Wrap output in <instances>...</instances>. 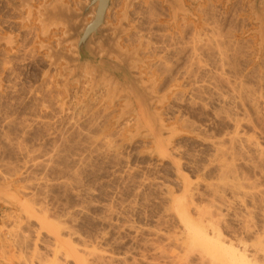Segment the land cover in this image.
Returning a JSON list of instances; mask_svg holds the SVG:
<instances>
[{"label":"rangeland","instance_id":"rangeland-1","mask_svg":"<svg viewBox=\"0 0 264 264\" xmlns=\"http://www.w3.org/2000/svg\"><path fill=\"white\" fill-rule=\"evenodd\" d=\"M39 1L26 19L0 1V264H264V0H113L110 57L143 114L112 78L74 77Z\"/></svg>","mask_w":264,"mask_h":264},{"label":"water","instance_id":"water-1","mask_svg":"<svg viewBox=\"0 0 264 264\" xmlns=\"http://www.w3.org/2000/svg\"><path fill=\"white\" fill-rule=\"evenodd\" d=\"M261 2L255 0L254 8L258 14L262 12ZM111 6V0H87V3L80 4L79 11H75L59 5V0H56L55 20L66 24L68 36L65 41L74 42L75 47L73 56L64 55L73 65L74 77H80L88 69L96 71L98 76L112 78L126 91L134 108L143 114L147 94L131 72L130 59L119 63L110 57L112 44L116 41L108 35L106 12ZM90 15L93 18L87 23L86 19ZM101 49L107 50V53L102 54Z\"/></svg>","mask_w":264,"mask_h":264},{"label":"bare ground","instance_id":"bare-ground-1","mask_svg":"<svg viewBox=\"0 0 264 264\" xmlns=\"http://www.w3.org/2000/svg\"><path fill=\"white\" fill-rule=\"evenodd\" d=\"M0 1H3V0H0ZM5 1V0H4ZM20 1H21V3H20ZM46 1V0H45ZM112 1V3L114 2L113 0H111ZM118 1V0H117ZM167 1H169L170 2V0H167ZM172 1V0H171ZM194 1H200V0H194ZM7 2H9V4L11 5V7H13L16 11H18V12H20L21 14H22V16H23V19L25 18H29L33 13V6H32V0H19V1H17V0H7ZM20 3V4H17V3ZM34 2V1H33ZM44 2V1H43ZM59 2H60V0H59ZM149 2H151V1H149ZM37 3H40V1L39 0H35V5L37 4ZM86 3H87V1H86ZM41 4V3H40ZM47 4V3H46ZM222 4V3H221ZM239 4V3H238ZM34 5V6H35ZM119 5V4H118ZM145 5V4H144ZM42 6V5H41ZM37 7V6H36ZM35 7V8H36ZM44 7V11L41 13V16H42V19H43V21H46L48 24H50V23H56V0L54 1V0H50V2L48 1V4L47 5H45V6H43ZM150 7V6H149ZM26 8H28V15L26 16L25 15V9ZM146 8V7H145ZM155 8V7H154ZM149 9V8H148ZM242 9V8H241ZM158 10V9H157ZM156 10V11H157ZM108 11H109V8H108V10H107V14H108ZM207 11V10H206ZM0 12H2V15H4V19H5V21L4 22H6V23H8V25L11 27V23H10V18L8 19V17H7V15H6V13H5V6H3V7H1L0 8ZM139 13V12H138ZM35 14V13H34ZM106 14V17H107V19H106V21L107 20H109V21H116L117 20V18H118V12L117 13H115L114 15H112V16H110L109 14L107 15ZM150 15V14H149ZM153 15V14H152ZM160 15V14H159ZM20 16V15H19ZM165 16V15H164ZM35 17V16H34ZM158 17V16H157ZM92 18H93V16H88V18L86 19V22L87 23H89L91 20H92ZM42 19H41V21H42ZM213 19V18H212ZM216 19V18H215ZM141 20V19H140ZM185 21V20H184ZM10 23V24H9ZM46 23V24H47ZM219 23V22H218ZM146 24V23H145ZM159 24V23H158ZM9 26H7L8 28H10ZM157 26V25H156ZM166 26V25H165ZM210 26V25H209ZM149 28V27H148ZM186 28V27H185ZM12 29V28H11ZM25 30L27 29V28H24ZM37 30H39V28L37 27L36 28ZM155 29V28H154ZM23 30V29H22ZM27 30H29V28L27 29ZM31 30V29H30ZM29 30V31H30ZM183 30H184V28H183ZM29 31H28V33H29ZM154 31V30H153ZM155 32V31H154ZM20 33V32H19ZM28 33H26L27 35H30V33L28 34ZM162 33V32H161ZM176 33V32H175ZM213 33V32H212ZM223 34V33H222ZM58 36V35H57ZM189 36V35H188ZM192 36V35H191ZM216 36V35H215ZM228 36H229V34H228ZM150 37H151V35H150ZM193 37V36H192ZM195 37V36H194ZM217 37V36H216ZM232 37V36H231ZM255 37V36H254ZM145 38V37H144ZM183 38V37H182ZM10 39H11V37H2V36H0V46L3 44V43H7V44H9L10 43ZM184 39V38H183ZM192 39V38H191ZM25 40V39H24ZM185 40V39H184ZM183 40V41H184ZM188 40H190V39H188ZM194 40V39H193ZM213 40V39H212ZM211 40V41H212ZM52 41V40H51ZM176 41H178V40H176ZM186 41V40H185ZM148 42V41H147ZM151 42V41H150ZM223 42V41H222ZM158 43V42H157ZM195 43V42H194ZM224 43H225V41H224ZM150 44V43H149ZM190 44V43H189ZM200 44H201V42H200ZM222 44V43H221ZM232 44V43H231ZM181 45V44H180ZM185 45H187V44H185ZM196 45V44H195ZM25 46V45H24ZM29 46V45H28ZM173 46V45H172ZM197 46V45H196ZM204 46V45H203ZM209 46V45H208ZM219 46V45H218ZM217 46V47H218ZM213 47V46H212ZM235 47V46H234ZM203 48V47H202ZM216 48V47H215ZM183 49V48H182ZM195 49V48H194ZM201 49V48H200ZM222 49H223V47H222ZM230 49V48H229ZM28 50V49H27ZM180 50V49H179ZM228 50V49H227ZM237 50V49H236ZM197 51V50H196ZM199 51V50H198ZM172 52V51H171ZM234 52V51H233ZM42 53H44V52H42ZM236 53V52H235ZM188 54V53H187ZM215 54V53H214ZM246 54V53H245ZM174 55V54H173ZM177 56V55H176ZM206 56V55H205ZM216 56H218V55H216ZM226 56V55H225ZM27 57V56H26ZM29 57V56H28ZM203 57V56H202ZM20 58V57H19ZM193 58V57H192ZM218 58V57H217ZM196 59V58H195ZM204 59V58H203ZM229 59V58H228ZM13 60V59H12ZM22 60V59H21ZM26 60V59H25ZM180 60V59H179ZM227 60V59H226ZM10 61V60H9ZM175 61V60H174ZM229 61V60H228ZM198 62V61H197ZM201 63V62H200ZM229 63V62H228ZM10 64V63H9ZM164 64V63H163ZM203 64V63H202ZM201 64V65H202ZM225 64V63H224ZM231 64V63H230ZM12 65V64H11ZM10 65V66H11ZM194 65V64H193ZM206 65V64H205ZM228 65V64H227ZM236 65V64H235ZM181 66V65H180ZM14 67V66H13ZM183 67V66H182ZM196 67V66H195ZM153 68V67H152ZM165 68V67H164ZM15 70V69H14ZM158 70V69H157ZM183 70V69H182ZM209 70H210V68H209ZM159 71V70H158ZM215 72V71H214ZM220 72V71H219ZM218 72V73H219ZM186 73V72H185ZM189 73V72H188ZM195 73V72H194ZM227 73V72H226ZM201 74V73H200ZM201 76V75H200ZM222 76H225V75H222ZM51 77V76H50ZM246 77V76H245ZM230 79V78H229ZM235 79V78H234ZM243 79V78H242ZM262 79V78H261ZM50 80V79H49ZM240 81V80H239ZM211 82V81H210ZM233 82V81H232ZM48 83V82H47ZM209 83V82H208ZM225 83V82H224ZM43 84V83H42ZM210 84V83H209ZM220 84V83H219ZM233 84V83H232ZM242 85V84H241ZM223 86V85H222ZM235 86V85H234ZM205 87V86H204ZM51 88V87H50ZM216 88V87H215ZM228 89V88H227ZM240 89V88H239ZM209 90V89H208ZM181 91V90H180ZM195 91V90H194ZM37 92V91H36ZM203 92V91H202ZM213 93V92H212ZM46 94V93H45ZM203 94V93H202ZM180 98V97H179ZM39 101V100H38ZM254 101V100H253ZM40 102V101H39ZM47 102V101H46ZM34 105V104H33ZM40 105V104H39ZM37 107V106H36ZM49 109V108H48ZM1 110V109H0ZM34 110V109H33ZM47 111V110H46ZM48 113V112H47ZM167 115V114H166ZM2 116V115H1ZM35 116V115H34ZM38 116V115H37ZM42 116V115H41ZM45 116V115H44ZM3 117V116H2ZM7 118V117H6ZM41 119H42V117H41ZM40 120V119H39ZM14 123V122H13ZM23 125V124H22ZM241 126V125H240ZM121 130V129H120ZM5 131V130H4ZM9 132V131H8ZM12 133V132H11ZM2 134V133H1ZM4 134V133H3ZM231 134V133H230ZM237 134V133H236ZM236 136V135H235ZM21 138V137H20ZM235 139L234 140H237V138H239V137H234ZM230 140V139H229ZM9 141V140H8ZM21 141V140H20ZM250 142V141H249ZM17 143V142H16ZM51 143V142H50ZM8 144V143H7ZM58 144V143H57ZM56 144V145H57ZM15 145V144H14ZM17 145V144H16ZM46 145V144H45ZM18 146H19V144H18ZM244 146V145H243ZM22 147H24V146H22ZM51 147V146H50ZM245 147V146H244ZM250 147V146H249ZM257 147V146H256ZM5 148H6V145H5ZM43 148V147H42ZM231 148V147H230ZM259 148V147H258ZM257 148V149H258ZM22 149V148H21ZM53 149V148H52ZM7 150V149H6ZM31 150V149H30ZM47 150V149H46ZM58 150V149H57ZM218 150V149H217ZM262 150V149H261ZM42 151V150H41ZM179 151V150H178ZM225 151V150H224ZM230 151V150H229ZM32 152V151H31ZM34 152V151H33ZM37 152V151H36ZM45 152V151H44ZM51 152V151H50ZM174 152H176V151H174ZM221 152V151H220ZM40 153V152H39ZM49 153V152H48ZM241 153V152H240ZM32 154V153H31ZM55 154V153H54ZM249 154V153H248ZM217 155V154H216ZM225 155V154H224ZM229 155V154H228ZM263 155V154H262ZM46 156V155H45ZM6 158H8V157H6ZM33 158V157H32ZM37 158V157H36ZM219 158V157H218ZM42 159V158H41ZM226 159V158H225ZM242 160V159H241ZM37 161V160H36ZM227 161V160H226ZM5 162V161H4ZM21 162V161H20ZM235 162V161H234ZM29 163V162H28ZM31 163V162H30ZM8 164V163H7ZM34 164V163H33ZM39 164V163H38ZM227 165V164H226ZM233 165V164H232ZM235 165V164H234ZM233 165V166H234ZM16 165H14V167H15ZM23 166V165H22ZM35 166V165H34ZM218 166V165H217ZM10 167V166H9ZM38 166H36V168H37ZM229 165H227L226 167H225V165H223V166H220V170L222 171V174L224 175V177L225 176H227V172H228V170H229ZM23 168V167H22ZM35 168V167H34ZM30 169V168H29ZM47 169V168H46ZM194 170V169H193ZM232 170H234L233 168L231 169V170H229V172H233V173H235L234 171H232ZM1 171V170H0ZM25 171V170H24ZM32 171V170H31ZM6 172V171H5ZM228 172V175H230V177H231V174ZM238 172V171H237ZM11 173V172H10ZM221 174V173H220ZM28 175V174H27ZM34 175V174H33ZM217 175V174H216ZM33 177V176H32ZM31 177V178H32ZM41 177V176H40ZM221 177V176H220ZM223 177V178H224ZM230 177H226L227 178V180H229L228 178H230ZM222 178V179H223ZM226 178H224V180H226ZM29 179V178H28ZM219 179H221V178H219ZM234 179V178H233ZM232 179V180H233ZM239 179V178H238ZM242 179V178H241ZM248 179V178H247ZM31 180H33V179H31ZM38 181V180H37ZM42 181V180H41ZM27 182V181H26ZM240 182V181H239ZM40 182H38V184H39ZM226 183V182H225ZM212 184V183H211ZM231 184H232V182H231ZM235 184V183H234ZM36 185V184H35ZM41 185V184H40ZM225 185V184H224ZM242 185V184H241ZM32 186V185H31ZM211 186V185H210ZM27 187V186H26ZM212 187V186H211ZM228 187V186H227ZM227 187H225V188H227ZM20 188V187H19ZM28 188H30V187H28ZM26 189V188H25ZM218 189L219 188H216L215 189V192H217L218 191ZM220 189H221V187H220ZM239 189V188H238ZM234 190V189H233ZM245 190V189H244ZM220 191V190H219ZM218 191V192H219ZM222 191V190H221ZM217 192V193H218ZM213 193V192H212ZM238 193V192H237ZM215 194V193H214ZM219 194V193H218ZM22 195V194H21ZM222 195V194H221ZM223 196V195H222ZM219 198V197H218ZM178 200V199H177ZM185 200V199H184ZM223 200V199H222ZM243 201V200H242ZM222 203V202H221ZM218 205V204H217ZM219 205H220V203H219ZM214 208V207H213ZM218 208V207H217ZM218 209H221L220 208V206H219V208ZM207 211V212H206ZM205 211V213H208L209 215L212 213V211H208V210H206ZM10 214V213H9ZM182 215V214H181ZM218 215V214H217ZM209 219V218H208ZM207 223V222H206ZM210 224V223H209ZM191 230H192V233L194 234V236L193 237H195L196 239H198V241H195L194 239V242H204L205 241V243H206V240H205V236H204V234H202V232H200V231H198L197 229H195L194 227H191ZM216 232V231H215ZM189 234V233H188ZM216 233H214V235H215ZM75 235V234H74ZM220 239V238H219ZM184 240V239H183ZM208 242V241H207ZM217 242V241H216ZM209 243V242H208ZM207 244V243H206ZM206 244H204V245H206ZM56 245V244H55ZM203 245V244H202ZM203 245V246H204ZM195 246V245H194ZM206 246H208V245H206ZM54 247V246H53ZM55 248V250H56V247H54ZM203 248V247H202ZM214 250V252L216 253V252H219V254L217 255V256H220V258H219V260L221 259V257L223 256H221V250L222 249H224L225 247L223 246V245H221V244H219V246H216V247H212ZM204 249V248H203ZM209 249H210V247H209ZM208 249V250H209ZM54 250V249H53ZM227 250V248L225 249V251ZM202 251V250H201ZM223 251V250H222ZM244 251H246V248L244 247ZM260 251V250H259ZM263 252H264V250H262ZM206 252V251H205ZM232 252V251H231ZM262 252V253H263ZM54 253V252H53ZM101 253V252H100ZM233 253V252H232ZM257 253H258V251H257ZM204 254V253H203ZM222 254H224V253H222ZM55 255V254H54ZM201 255V254H200ZM216 255V254H215ZM228 255V254H227ZM230 255V254H229ZM233 255V254H232ZM256 255H258V254H256ZM254 256V255H253ZM253 256L251 255H248V254H243L241 257H239L238 258V260L236 259V260H232L233 259V257H232V261H234V262H232V264H254V258H253ZM203 257V256H202ZM206 257V256H205ZM209 258V257H208ZM207 258V259H208ZM215 258H216V256H215ZM222 258H224V257H222ZM225 258H226V256H225ZM224 258V259H225ZM229 258H230V256H229ZM237 258V257H236ZM227 259V258H226ZM225 259V260H226ZM82 261V260H81ZM223 263V262H222ZM225 263H226V261H225ZM228 263V262H227ZM85 264V263H84ZM213 264V263H212Z\"/></svg>","mask_w":264,"mask_h":264}]
</instances>
